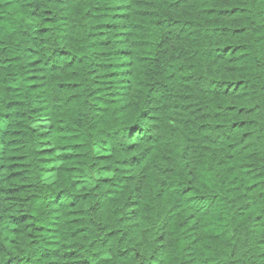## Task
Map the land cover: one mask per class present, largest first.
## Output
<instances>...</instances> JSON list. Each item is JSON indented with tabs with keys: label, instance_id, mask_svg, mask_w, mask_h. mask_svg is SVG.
I'll return each instance as SVG.
<instances>
[{
	"label": "trees",
	"instance_id": "obj_1",
	"mask_svg": "<svg viewBox=\"0 0 264 264\" xmlns=\"http://www.w3.org/2000/svg\"><path fill=\"white\" fill-rule=\"evenodd\" d=\"M0 264H264V0H0Z\"/></svg>",
	"mask_w": 264,
	"mask_h": 264
}]
</instances>
